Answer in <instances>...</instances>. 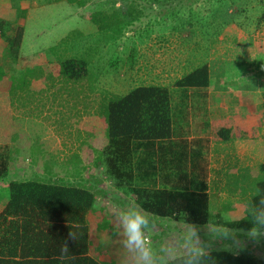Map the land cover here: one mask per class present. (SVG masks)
<instances>
[{
    "label": "rangeland",
    "instance_id": "1",
    "mask_svg": "<svg viewBox=\"0 0 264 264\" xmlns=\"http://www.w3.org/2000/svg\"><path fill=\"white\" fill-rule=\"evenodd\" d=\"M82 2L83 8L79 12L83 15L81 17L79 14L80 18H77L78 13L74 7H66L67 0H0V64L10 73L33 67L35 73L29 76L31 79L27 87L23 85L22 88L14 87L7 92L0 91V98L2 95L4 99L1 104L9 107L5 113L10 114L5 115L8 123L3 124L4 130H9L11 126L9 134L12 137V144L8 149L11 152V165L7 175L0 178V209L7 196L6 184L9 178L77 183L98 191L96 198L99 208L111 229L109 205L115 203L123 207L127 202L124 198L114 197L113 193H109V180L115 187L119 185L114 183L115 180L105 168L107 140L100 111L103 113L105 110L108 98L125 93L136 86L137 82H141L147 74V71L133 73L123 60L125 53H131L137 46L145 51L156 49L162 44H157L158 42L151 39L155 36H189L188 21L193 10L192 17L197 20L212 17V34L209 32V35L204 37L207 34L205 30L210 28L211 23L204 26V22L200 21L196 27V35L208 40L212 37L213 41H216L214 34L218 32L220 25L217 19L224 18L225 7L227 21L239 20L245 26L264 15V0ZM236 2L244 4L241 16L239 12L236 13ZM204 6L210 8L204 10ZM95 10L102 13L103 25L100 27L94 20L86 17L87 13ZM19 27L18 44L11 46L8 53V50H5V40L14 38ZM131 37L150 40L131 42ZM204 39L197 40L192 44V48H189L187 42L180 43L185 52H189L190 63L199 62L198 65H206L204 57L207 49L204 47ZM170 40L172 42V39ZM68 57L82 58L86 62V74L79 80L66 82L54 78L37 79L38 70L46 74L49 61ZM194 65L189 68H194ZM9 120L12 124H9ZM14 153L15 162L18 164L16 168L12 162ZM97 165L100 168L96 167ZM95 170H101L100 175L99 172L97 175ZM252 174V171L245 174L243 187L245 184H248L247 188L250 186L257 171ZM99 182L103 185H98ZM241 184L229 186L235 197H211L210 220L204 224H195L203 227L210 221L219 222L222 218L230 216L228 211L234 212L241 207L247 198L241 197ZM225 190L226 188H223V191ZM149 214L156 222L155 229L148 233L154 247H158L184 226L185 220L181 216L161 217ZM91 243L93 251H106L104 247L107 244H95L93 240ZM260 252H264V242L258 247L249 244L248 250L241 253L259 256Z\"/></svg>",
    "mask_w": 264,
    "mask_h": 264
},
{
    "label": "crops",
    "instance_id": "2",
    "mask_svg": "<svg viewBox=\"0 0 264 264\" xmlns=\"http://www.w3.org/2000/svg\"><path fill=\"white\" fill-rule=\"evenodd\" d=\"M67 3L66 7H74L78 13L77 18H80L79 14L82 17L83 14L79 12L83 8L82 0H67ZM235 4L238 6L236 13L239 12L241 16L244 4ZM209 8L204 6L203 9ZM225 11L223 19L217 17L220 25L218 32L214 34L216 41H213L212 37L209 40L204 39L209 32H213L212 17L197 20L192 17L193 10L188 21L189 36H155L151 39L158 42L157 44H162L156 49L145 51L137 46L131 53H125L123 60L133 73L147 71L146 77L141 78L138 84H160L168 88L171 120L168 137L131 142L129 179L126 177L123 182L115 180L114 183L119 187H115L111 180L108 181L109 193H113L114 197L124 198L127 205L135 200V194L130 187L204 191L207 193L208 203L211 197H235L229 186L241 184L243 175L248 174L249 170L256 171L257 165L263 160L264 116L254 138L213 142L209 135V122L214 117L239 116L253 112L259 107L264 109V15L243 26L239 20L227 21V7ZM200 21L204 22V26L211 23L210 28L205 30L207 34L204 37L196 35V27ZM126 38L129 39L130 36ZM203 39L207 49L204 57L208 72L207 84L199 87L173 85L174 79L192 69L189 68L191 65L196 64L193 66L195 67L199 64L190 63L189 52L187 54L180 43L187 42L189 48H192L197 40ZM145 40L150 39H130L131 42ZM3 100L1 95L0 164L6 163L9 169L11 152L8 149L12 144V137L9 134L11 126L9 130H4L3 124L8 123L5 115L10 114L5 113L9 107L1 104ZM9 124H12V121L9 120ZM12 162L16 168L18 164L15 162V153ZM98 172L100 175L101 170H95L97 175ZM103 183L99 182L98 185ZM223 188L226 190L223 191ZM89 189L95 195L89 218L100 225L93 229L94 243L107 244L104 247L106 251L94 250L98 251L95 256L102 262L112 260L116 263L120 236L113 223L111 222L110 229L109 223L104 219L96 198L98 191ZM129 194L133 195L132 199ZM227 213L230 215L233 212ZM106 237L109 238L107 242Z\"/></svg>",
    "mask_w": 264,
    "mask_h": 264
},
{
    "label": "trees",
    "instance_id": "3",
    "mask_svg": "<svg viewBox=\"0 0 264 264\" xmlns=\"http://www.w3.org/2000/svg\"><path fill=\"white\" fill-rule=\"evenodd\" d=\"M88 15V16H87ZM100 27L102 13H87ZM20 27L12 39L5 40V50L17 45ZM34 68V67H33ZM10 73L0 64V91L14 87H27L34 69ZM86 74V62L82 58L68 57L51 60L46 74L40 70L37 79H61L66 82L79 80ZM208 82L207 66L198 65L174 79L176 86H205ZM104 120L107 149L105 168L117 182L131 177L130 152L133 140L161 139L170 135L169 92L165 85L138 84L125 93L108 98L105 110L100 111ZM264 109L239 116L214 117L209 122V135L213 142L234 138H254L263 121ZM7 164H0V178L7 175ZM255 170H249L248 174ZM256 177L250 186L243 182L241 197L251 196L255 187L264 189V158L257 165ZM252 174V175H253ZM127 177V178H126ZM119 178V179H118ZM121 179V180H120ZM7 196L0 209V264H116L112 260L102 262L96 258L98 251L90 248L94 243L93 229L100 226L90 217L95 200L94 193L83 185L40 180L36 178H9ZM135 201L144 210L158 216H181L183 220L204 224L210 220L207 193L180 188L130 187ZM255 199V198H254ZM79 224L84 235L79 241L68 239V225ZM237 227H249L248 221H240ZM92 229V240H91ZM67 240L74 261H60L59 246ZM216 264H264V259L249 253L234 256L219 250L213 251Z\"/></svg>",
    "mask_w": 264,
    "mask_h": 264
},
{
    "label": "clouds",
    "instance_id": "4",
    "mask_svg": "<svg viewBox=\"0 0 264 264\" xmlns=\"http://www.w3.org/2000/svg\"><path fill=\"white\" fill-rule=\"evenodd\" d=\"M108 211L120 236L116 264H216L213 251L224 250L238 256L248 250L249 244L258 247L264 242V189L258 183L248 200L229 217L203 227L185 220L183 228L158 247L153 246L148 235L156 222L135 200L126 207L111 203ZM242 220L248 221L249 227H237ZM68 227V239L73 242L84 235L81 225ZM258 255L264 259V252ZM57 258L62 262L75 260L67 240L60 244Z\"/></svg>",
    "mask_w": 264,
    "mask_h": 264
}]
</instances>
